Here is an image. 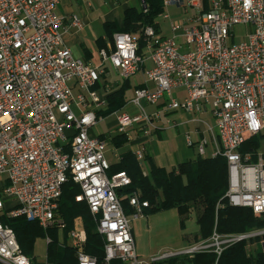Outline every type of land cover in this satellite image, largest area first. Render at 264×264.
Returning a JSON list of instances; mask_svg holds the SVG:
<instances>
[{"label":"built area","instance_id":"obj_1","mask_svg":"<svg viewBox=\"0 0 264 264\" xmlns=\"http://www.w3.org/2000/svg\"><path fill=\"white\" fill-rule=\"evenodd\" d=\"M163 3L165 11L177 7L186 16L172 21L170 14H162L171 20L173 35L168 38L154 27L145 29L148 57L139 54V37L130 33H115L111 49L100 52L124 79L144 70L147 60L152 62L145 77L155 88L136 90L130 105L137 114L114 113L117 130L126 134L130 127L143 125L150 134L156 125L143 103L155 106L167 98L168 110L195 115L194 121L206 127L188 131L187 146L197 147L200 156L227 160V203L264 216V143L256 151H243L249 139L264 134V0ZM59 4L0 0V263L33 264L3 218H26L45 230L57 224L65 230L56 212L64 186L73 180L82 191L76 201L88 204L106 241L101 264H148L137 252L131 221L143 217L149 203L135 193L129 199L135 212L127 215L118 191L132 180L125 171L109 175L106 141L90 135L101 120L98 110L107 105L96 90L105 69L74 57L63 38L66 19L58 13ZM72 23L82 28L77 16ZM239 27L251 31L237 43ZM180 89L186 91L184 99L174 95ZM136 156L144 160V151ZM69 237L78 264H100L86 253L87 234L80 220ZM256 237H264V229L215 231L209 239L179 253H164L150 264L199 252L216 254L218 264L226 249ZM260 246L264 250V240Z\"/></svg>","mask_w":264,"mask_h":264},{"label":"trees","instance_id":"obj_2","mask_svg":"<svg viewBox=\"0 0 264 264\" xmlns=\"http://www.w3.org/2000/svg\"><path fill=\"white\" fill-rule=\"evenodd\" d=\"M143 10L128 8L123 17L122 25L118 22H106V37L113 40L115 33H130L139 37L140 55H144L146 41L144 31L154 27L161 33L159 17L165 12L163 0H142ZM147 10V11H145ZM100 47L105 46L103 38L99 39ZM99 86L97 85L96 88ZM128 86L108 96V107L100 114L110 115L126 103ZM102 114V115H103ZM128 138L122 134L113 138V143L123 146ZM264 134L252 137L243 146V151H256L262 147ZM149 166L144 173L142 161L136 154L129 151L122 155L119 164L111 166L109 175L125 171L132 184L118 191L122 205L131 216L135 211L130 205V197L139 193L142 201L149 207L143 210L145 216L177 210L180 226L186 230V222L195 217L199 231L196 242L209 239L215 231L219 234H243L264 229V216H256L251 209L230 206L225 196L229 188L228 164L224 157H203L180 163L172 170L156 165L152 159L145 158ZM78 184L70 180L65 186L59 201L56 219L66 224L61 231L56 224L50 229H43L37 222L26 218L4 217V224L16 232L23 252L36 263L35 248L38 240L51 239L47 247V260L52 264H78L76 251L68 243V235L80 220L87 234L86 253L96 257L101 264L105 259V239L98 232L97 218L91 213L86 202H77L76 196L81 194ZM67 236V239H61ZM264 237H256L242 241L226 249L218 264H264V250L260 242ZM248 244L252 245L249 251ZM255 244V245H254ZM217 255L211 252L181 254L154 264H216ZM2 264V263H0Z\"/></svg>","mask_w":264,"mask_h":264},{"label":"crops","instance_id":"obj_3","mask_svg":"<svg viewBox=\"0 0 264 264\" xmlns=\"http://www.w3.org/2000/svg\"><path fill=\"white\" fill-rule=\"evenodd\" d=\"M73 1L74 0H60V4L58 7V13L66 19L65 27H64V31H63V33H64L63 38L65 41V44L67 45L68 48L71 49L74 57H76L78 59H82L87 64L93 65L95 67H101L102 69H105V74L103 76V79L98 84L99 87L96 88V90L99 93H103L106 96V98H105L106 101L108 100V96L111 95L113 92H116V91L120 90L121 88L128 86V89L126 91V103L124 104L123 107H121V109H118L117 111L124 110V111L131 113V114H137L139 112V110L137 108H135L134 106L130 105V101L133 98L136 90H138L140 88H144L146 86L150 87L151 89L155 88L154 84L146 82V77H145V70L150 69L152 67V62L150 60H147L145 63V66H144V70L140 71V72L144 73V81L142 83L133 84L131 81V78L130 79H124L121 76L120 71L115 69L110 64V62H104L101 58V55H100L101 50L111 49L112 44H113V40L108 39L106 37V35L102 36V37L93 36V38H90L87 34L82 33L84 30V24L88 23L90 18H89V15L86 14V12L83 10V8L81 6L84 3L89 4L90 6H91V4L88 3V0H77L76 3H73ZM122 1H123L122 5H123L124 13L128 8H135V7L130 6V4H129L130 0H122ZM76 8L78 10H80L79 12L81 13V16H82V20H83V22L81 21L82 28L76 27L72 23L73 17L77 16L76 15L77 14ZM100 15H101V13H100ZM102 16L104 17L106 22H117L113 13H108L106 15L102 14ZM123 17H124V14H123ZM123 17H122L121 21L118 22L121 25L123 22ZM161 34H162V30H161ZM100 38H103L105 41L104 47H100V45H99V39ZM143 54L145 55V57H148V53H147V50L145 48H144ZM140 72H138V73H140ZM138 73L136 75H138ZM174 95L179 99H184L186 97V91L183 89H180V90L175 91ZM167 102H168V99L164 98L158 105H155V106L148 105L147 103H144L143 106L146 109V111L149 114L153 115V121L156 125V128L153 131H151L150 134H146L144 132V129H143L144 126L143 125H134V126L130 127L127 130V133L124 134L128 138V142L126 144H124L123 146L117 147L113 143L114 137H116L118 135H122L117 130V119H116V123L114 125V130L111 131L110 133H102V134L96 135L93 132L94 127L91 129L90 135L92 137H101L103 140L106 141V144H108L110 142L112 144V146L114 147L113 155H114V157L117 158V160L114 161L113 163L109 162L111 166H115V165L119 164L122 160V155L125 154L126 152L131 151V152L137 154V152L140 150L144 151V160L146 157L150 158V159H152V161L156 165H158L159 167H163L169 171L172 170L173 168H175L180 163H183V162H186L189 160H195L192 158H188L189 155L190 156L192 155V152L189 153L187 156H185V154H184L182 156L183 159L180 160L179 157H181V156L177 152V148L174 147V144H173V141L171 138V137L175 138L174 134H173V136L170 135L171 137L168 139V135H165V131H167L169 133L173 130H179L180 127L187 128L186 129L187 131L190 128H192V130L199 128V129L204 131L206 129V127L204 124L194 121V119L196 118L195 115H189V114H186V113L181 112V111H170V110H168V107H167L168 103ZM107 107H108V103L104 108L98 110V114L101 117V120H99L98 124L102 120H104L110 116H115L114 115L115 112L110 114V115H104L103 113H102L103 115L100 114V112H105ZM156 113H159V117H157L155 115ZM202 117L206 120H209V122L212 123V121L209 119V116L203 115ZM168 121H170V123ZM187 131H186V133H187ZM164 144H166L167 146L163 147L162 145H164ZM106 148H107V145H106ZM106 148H105V151H106ZM162 148L165 149V152H168V154L166 156L164 154H162V151H163ZM192 148H194V147H192ZM207 151H208V155L210 156L213 152L212 145L208 146ZM198 157H199V153H198V156H196V159ZM144 160H142V167H143L144 173L147 174L149 171V166L146 162H144ZM180 161H182V162H180ZM193 220H196V219H193ZM187 222H186V228H187ZM133 235H134V233H133ZM196 236H197V234H195V237ZM61 237H62V233H61ZM185 237L188 238L189 236L185 235ZM43 240L46 243V256H45V259L43 261H39V260L37 261V259H36V261L39 264H43L47 260L48 244L46 242V239H43ZM200 242H196V243H200ZM37 247H38V242L36 244V248ZM36 248H35V250H36Z\"/></svg>","mask_w":264,"mask_h":264},{"label":"rangeland","instance_id":"obj_4","mask_svg":"<svg viewBox=\"0 0 264 264\" xmlns=\"http://www.w3.org/2000/svg\"><path fill=\"white\" fill-rule=\"evenodd\" d=\"M77 1L74 0L73 3ZM122 0H88L89 4L84 3L81 7L89 15L88 23L84 24V30L82 33L87 34L90 38L93 36L102 37L106 35L105 30V22L103 15L108 13H113L114 17L116 18L117 22H120L123 14L124 9L122 5ZM130 6L137 8L139 11L143 10L142 0H130ZM77 16L82 20L81 13L76 8ZM167 14L171 15V20L176 21L182 19L185 15L184 9H179L177 7L168 8L165 11ZM101 13V15H100ZM120 18V19H119ZM171 20H166L161 15L159 17V24L161 26L163 37H171L172 33V25ZM251 27H239L237 28V33L239 38L236 39V42H241L245 37V32H250ZM113 71V70H112ZM115 72V71H114ZM115 74V73H114ZM133 84L142 83L144 81V73L140 72L138 75L133 76L131 78ZM102 99H105L106 96L103 93H99ZM145 103V102H144ZM143 103V104H144ZM148 109V108H147ZM116 123V116H110L104 120H102L97 126L94 127L93 132L96 135L102 133H110L114 130V125ZM185 127H180L179 130H173L171 132L165 131V135H168V139L171 137L170 135L175 136L172 138L174 147L177 148V152L180 154V160L183 159V155L187 156L189 153L192 152V155L188 158L196 159L198 156V148H190L186 144V130ZM192 130L190 128L188 131ZM179 131V132H178ZM187 131V132H188ZM131 132V131H130ZM171 133V134H170ZM197 140V136H194ZM264 143V142H263ZM166 147L167 145H162ZM161 147V146H160ZM162 154L165 156L168 152H165V149L162 148ZM114 147L109 142L107 144V148L105 151L106 159L113 163L117 160L116 157L113 155ZM182 162V161H180ZM195 219V217H193ZM192 218L187 222V228L185 231L181 229L180 226V217L177 210H171L168 212L158 213L151 216H143L138 219L132 218L131 224L133 227L134 238L136 242L137 252L139 257L142 260H145L148 264H150L154 259L160 258L164 253L172 252V253H179L188 248H191L196 243L195 234H198L199 227L196 223V220ZM76 224V222H75ZM188 235L189 237H185ZM61 239H67V236L64 235ZM68 243H71L70 237L68 235ZM255 245V244H254ZM248 248L251 246L250 244L247 245ZM35 259L37 261H43L46 256V243L43 239L38 241V247L35 250ZM36 261L37 264H39Z\"/></svg>","mask_w":264,"mask_h":264}]
</instances>
